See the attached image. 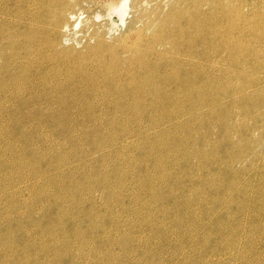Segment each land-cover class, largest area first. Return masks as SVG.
<instances>
[{
    "label": "rangeland",
    "instance_id": "rangeland-1",
    "mask_svg": "<svg viewBox=\"0 0 264 264\" xmlns=\"http://www.w3.org/2000/svg\"><path fill=\"white\" fill-rule=\"evenodd\" d=\"M120 1H70V5L78 15L72 19L69 35L67 33L65 38L63 37L64 44L66 48L72 47L77 56L87 57L88 55L89 64L87 65L92 62L91 65L96 67L98 62L105 58L106 61L111 62L115 53L123 61L129 58V54L121 48L122 39L128 31L124 26H120L121 22L117 14L107 16L108 6ZM134 1L128 0L129 12L126 19L128 22L134 20L136 29L143 28L145 33L149 30L146 35L152 36L155 33L153 31L158 29L159 18L169 12L180 0H142L143 2L135 7ZM227 1L188 0V7L184 6L187 7L184 11L186 16L191 17L194 5L199 2L201 6L206 5L204 6L206 12L220 5L222 11L230 13L232 7L244 5L245 13L251 14L254 21V26L248 27L245 40V46L248 49L245 48V56L239 58L238 54L234 55L238 64L234 67L224 54L217 55L215 60L217 67L210 70L212 72H202L198 79L194 78L197 85L190 86L193 87L190 91H188L189 88L179 89L175 96L173 94L175 90H172L163 94L167 98L160 102L155 97L154 100L148 97L147 93L149 100L138 102H68L66 106L56 104L52 107L47 103L21 105L13 100H9L10 103H8L7 99H0V264H27V262L28 264H43V262L44 264H72L71 261L73 264H90L92 260L95 263L91 264H264V37H262L264 36V0H229L228 4ZM74 4L77 6L75 7ZM97 15L101 17L97 19ZM149 19L151 22H147ZM136 37V34H132L126 40V44H134ZM89 40L93 41L92 44ZM176 42L177 44L180 42L178 44L180 45L184 41ZM189 42L191 40L187 39V43ZM110 47L114 49H112L114 54L111 53ZM203 47L206 49V46L200 43L193 44L196 52L203 51ZM250 48L253 50L250 51ZM97 51L99 54H96ZM261 51L263 52L260 55ZM201 59L195 60L205 63V60ZM253 71L256 73L252 74ZM223 72L226 75L222 74ZM192 76L195 77V75ZM207 77L210 78L207 80ZM251 82L253 84H250ZM243 83L248 86L242 85ZM217 85H220V88H217ZM162 91L160 92L163 93ZM177 95H180L179 99ZM173 97L177 100L172 101ZM232 97L233 100L238 98L234 100V104ZM89 103H92L91 106ZM41 108L42 111H40ZM48 109L49 112L46 111ZM65 119H68V122ZM65 123H67L66 126ZM112 127L114 129H111ZM170 127L171 129L167 130ZM84 132L86 137L83 136ZM69 138L70 141H68ZM64 143L67 145L65 146ZM32 156L33 159H31ZM34 159L42 164H37ZM97 172H100L101 176ZM70 187L71 190H69ZM154 189L155 192L152 191ZM13 205H16L15 208ZM147 213L149 215H146ZM42 241L45 242L42 243ZM56 242L58 245H54ZM88 252L91 254L89 255ZM64 253L66 255H63ZM60 255L63 258H60Z\"/></svg>",
    "mask_w": 264,
    "mask_h": 264
},
{
    "label": "bare ground",
    "instance_id": "bare-ground-1",
    "mask_svg": "<svg viewBox=\"0 0 264 264\" xmlns=\"http://www.w3.org/2000/svg\"><path fill=\"white\" fill-rule=\"evenodd\" d=\"M71 0H0V99L13 100L21 105L25 103L47 105H65L68 102H114V101H143L151 97L154 100L164 101L166 93L179 89H187L197 85L198 76L202 72L214 70L217 67L215 62L217 55L224 54L232 66L237 65L234 55L239 58L245 56V40L248 34V27H253L254 21L251 14L245 13V6L232 7L230 13L222 11L220 5H216L204 11L206 5H194L191 17H187L185 9L188 7V0H180L169 12L158 20V31H153L152 36H147L143 28L136 29V22H128L126 15L129 12L128 0H121L118 3L108 6L107 16L117 14L120 19V26H124L128 32L122 39L121 48L129 54L125 61L113 53L111 62L102 60L96 67L88 63L87 57L75 55L71 48H66L64 38L70 32L72 19L78 15L77 11L70 5ZM79 1V0H78ZM153 1V0H152ZM151 1V2H152ZM193 1V0H192ZM201 1V0H200ZM211 1V0H210ZM224 1V0H222ZM227 1V0H225ZM229 1V0H228ZM227 1V4H228ZM86 2V1H85ZM142 0H135L134 7L141 4ZM160 2V1H159ZM191 2V1H190ZM198 2V1H197ZM208 2V1H207ZM77 3V2H76ZM146 3V2H144ZM156 3V2H155ZM158 3V2H157ZM161 3V2H160ZM202 3V2H201ZM215 3V2H214ZM221 3V2H220ZM82 4V2H81ZM86 4V3H85ZM164 4V3H163ZM191 4V3H190ZM189 4V5H190ZM194 4V3H193ZM191 4V5H193ZM87 5V4H86ZM145 5V4H143ZM214 5V4H213ZM222 5V4H221ZM75 6V4H74ZM77 6V5H76ZM75 6V7H76ZM152 6V5H151ZM155 6V5H154ZM187 6V7H184ZM92 7V6H91ZM142 7V6H141ZM171 7V6H170ZM190 7V6H189ZM228 7V6H227ZM78 8V7H77ZM148 8V7H147ZM159 8V7H158ZM157 8V10H158ZM76 9V8H75ZM146 9V8H145ZM147 10V9H146ZM145 10V11H146ZM149 10V9H148ZM191 10V9H190ZM227 10V9H226ZM245 10V11H244ZM82 11V10H81ZM156 11V10H155ZM153 11V13L155 12ZM138 12V11H136ZM144 12V11H143ZM184 12V13H183ZM263 12V11H262ZM139 13V12H138ZM81 14V13H79ZM148 14V13H147ZM162 14V13H161ZM160 14V15H161ZM138 15V14H137ZM144 15V14H143ZM146 15V14H145ZM150 15V14H149ZM152 15V14H151ZM148 16V15H147ZM101 15H97L99 19ZM111 17V16H110ZM149 17V16H148ZM235 17V18H234ZM103 18V17H102ZM140 18V17H139ZM147 18V17H146ZM112 20L111 18H109ZM96 20V19H95ZM108 20V18H107ZM138 20V19H137ZM144 20V19H143ZM154 20V19H153ZM213 20L214 22H212ZM258 20V19H257ZM151 19L147 20V22ZM146 22V21H145ZM208 24H206V23ZM212 22V24H211ZM141 23V22H140ZM216 23V24H215ZM143 24V23H142ZM113 25H115L113 23ZM146 25V24H145ZM216 25H218L216 27ZM77 26V25H76ZM112 26V25H111ZM119 26V25H118ZM142 26V25H141ZM144 26V25H143ZM105 27V26H104ZM103 27V28H104ZM117 28V26H116ZM153 27H151L152 29ZM147 29V28H146ZM156 29V28H155ZM263 30V29H262ZM86 31V30H85ZM100 31V30H99ZM102 31V30H101ZM100 31V32H101ZM109 31V30H108ZM151 31V30H150ZM255 31V30H253ZM93 32V31H92ZM99 32V33H100ZM111 32V31H110ZM262 32V31H260ZM259 32V33H260ZM87 33V32H86ZM95 33V32H94ZM98 33V34H99ZM258 33V34H259ZM84 34V33H83ZM119 34V33H118ZM136 34V42L132 45L126 44V40ZM261 34V33H260ZM264 34V32H263ZM69 35V33H68ZM94 35V34H93ZM104 35V34H103ZM251 35V34H249ZM86 36V34H85ZM92 36V35H91ZM96 32V37H97ZM116 36V35H115ZM262 36V34H261ZM64 37V38H63ZM74 37V36H73ZM72 37V38H73ZM264 37V36H262ZM85 38V37H84ZM88 38V36H87ZM100 38V37H98ZM103 38V37H102ZM111 38V37H110ZM134 38V37H133ZM70 39V37H69ZM68 39V40H69ZM94 39V38H92ZM96 39V38H95ZM187 39L191 42L187 43ZM251 39V38H249ZM74 40V39H73ZM81 40V39H80ZM101 40V39H100ZM177 40H183L180 45ZM90 41V40H89ZM104 41V40H103ZM92 44L93 41H90ZM111 42V41H110ZM264 42V41H263ZM102 43V42H101ZM194 43L206 46L203 51L196 52ZM251 43V42H250ZM256 43V42H255ZM70 44V43H69ZM81 44V43H80ZM79 44V45H80ZM99 44V43H98ZM188 44V45H187ZM83 45V43H82ZM81 45V46H82ZM85 45V44H84ZM96 45V41H95ZM94 45V46H95ZM109 45V44H108ZM77 46V45H76ZM80 46V47H81ZM87 46V45H86ZM118 46V45H117ZM91 47V46H90ZM115 47V46H114ZM253 47V46H252ZM263 47V46H262ZM75 48V47H74ZM83 48V46H82ZM89 48V47H86ZM94 48V47H93ZM104 48V45H102ZM261 48V47H260ZM92 49V48H91ZM90 49V51H91ZM99 49V46H98ZM118 49V48H117ZM200 49V47H199ZM202 49V48H201ZM248 49V47L246 48ZM253 48H250L252 51ZM95 50V49H94ZM114 50V49H113ZM262 50V49H261ZM248 51V50H247ZM89 52V51H88ZM94 52V51H93ZM117 52V51H116ZM119 52V51H118ZM117 52V53H118ZM263 51L260 52V55ZM78 53V52H77ZM95 53V52H94ZM98 51L96 52V54ZM103 53V52H102ZM101 53V54H102ZM256 53V52H255ZM88 54V53H87ZM99 54V53H98ZM250 54V53H249ZM257 54V53H256ZM92 55V54H91ZM90 55V56H91ZM94 55V54H93ZM92 55V56H93ZM111 55V54H110ZM220 55V56H222ZM258 55V54H257ZM256 55V56H257ZM85 56V55H83ZM106 56V55H105ZM104 56V57H105ZM122 56V55H121ZM223 56V57H224ZM247 56V55H246ZM96 56H94L95 58ZM100 57V56H99ZM112 57V56H111ZM127 57V56H126ZM259 57V56H257ZM92 58V59H94ZM103 58V57H102ZM123 58V57H122ZM202 58L205 63L195 60ZM215 58V59H214ZM237 58V57H236ZM262 58V57H261ZM88 59V60H87ZM97 59V58H96ZM104 59V58H103ZM111 59V58H110ZM201 59V60H202ZM249 59V58H248ZM255 59V58H254ZM243 60V59H242ZM246 60V59H245ZM253 60V59H252ZM260 60V59H259ZM92 61V60H91ZM95 61V59H94ZM220 61V60H219ZM250 61V60H249ZM263 61V60H262ZM96 62V61H95ZM241 62V61H240ZM248 62V60H247ZM113 63V64H112ZM244 63V62H243ZM254 63V62H253ZM220 64V63H219ZM218 64V65H219ZM246 64V63H244ZM243 64V66H244ZM255 64V63H254ZM258 64V63H257ZM264 64V62H263ZM224 65V64H223ZM242 65V64H241ZM249 65V64H248ZM252 65V64H251ZM261 65V64H260ZM259 65V66H260ZM221 66V65H219ZM218 66V68H220ZM225 66V65H224ZM230 66V65H229ZM239 66V65H238ZM235 67V66H234ZM256 67V66H255ZM254 67V68H255ZM220 69H223L221 67ZM233 69V68H232ZM240 69V68H239ZM243 69V68H241ZM256 69V68H255ZM261 69V68H260ZM231 70V69H230ZM244 70V69H243ZM251 70V69H250ZM222 71V70H221ZM233 71V70H232ZM231 71V73H232ZM249 72V70H247ZM252 71V70H251ZM212 72V71H210ZM230 72V71H229ZM234 72V71H233ZM239 72V71H238ZM263 72V71H262ZM261 72V73H262ZM182 73V74H181ZM243 73V71L241 72ZM245 73V72H244ZM256 72L253 71L252 74ZM208 74V73H207ZM217 74V72H216ZM226 75L224 72L222 73ZM230 74V73H229ZM233 74V73H232ZM230 74V75H232ZM247 74V73H246ZM192 75H195L193 77ZM204 75V74H203ZM234 75V74H233ZM248 75V74H247ZM219 76V75H218ZM237 76V75H236ZM240 76V75H239ZM256 76V75H255ZM253 76V77H255ZM260 76V75H259ZM202 77V76H201ZM204 77V76H203ZM250 77V75H249ZM210 77H207V80ZM217 78V77H216ZM220 78V76H219ZM228 78V77H227ZM248 78V77H247ZM251 78V77H250ZM213 79V77H212ZM215 79V78H214ZM222 79V78H221ZM220 79V80H221ZM240 79V78H238ZM244 79V78H243ZM254 79V78H253ZM259 79V78H258ZM202 80V79H201ZM204 80V79H203ZM219 80V81H220ZM257 80V79H256ZM205 81V80H204ZM247 81V80H246ZM255 81V80H254ZM199 82V81H198ZM223 82V81H222ZM233 82V81H232ZM242 82V81H240ZM250 82V81H249ZM256 82V81H255ZM261 82V81H260ZM207 83H209L207 81ZM212 83V81H211ZM210 83V84H211ZM221 83V82H220ZM229 83V82H227ZM247 83V82H246ZM243 83L242 85L246 84ZM205 84V83H203ZM213 84V83H212ZM222 84V83H221ZM250 84H253L252 82ZM202 85V84H201ZM200 85V86H201ZM233 85V84H232ZM247 85V84H246ZM245 85V86H246ZM259 85V84H258ZM207 86V85H206ZM218 86V85H217ZM215 86V88L217 87ZM220 86V85H219ZM217 88H220V87ZM248 86V85H247ZM250 86V85H249ZM253 86V85H252ZM203 87V86H202ZM198 88V87H196ZM214 88V87H213ZM224 88V86L222 87ZM232 88V87H231ZM238 88V87H237ZM248 88V87H247ZM250 88V87H249ZM203 89V88H202ZM239 89V88H238ZM246 89V88H245ZM163 90V91H162ZM210 90V88H209ZM208 90V91H209ZM256 90V89H255ZM148 91V92H147ZM156 91V92H155ZM162 91L163 93H161ZM199 92V90H196ZM207 91V92H208ZM218 91V90H217ZM224 91V90H223ZM226 91V89H225ZM232 91V90H231ZM235 90H233L234 93ZM244 91V90H243ZM251 91V90H249ZM248 91V93H249ZM254 91V90H253ZM194 92V91H192ZM213 92V91H212ZM219 92V91H218ZM237 92V91H236ZM239 92V91H238ZM161 93V94H160ZM187 93V92H186ZM191 93V92H190ZM195 93V92H194ZM205 93V92H204ZM256 93V92H255ZM164 94V95H163ZM172 94V95H173ZM192 94V93H191ZM235 94V93H234ZM259 94V93H258ZM202 95V93H201ZM207 95V94H206ZM210 95V94H209ZM216 95V94H215ZM236 95V94H235ZM239 95V94H238ZM246 95V94H245ZM256 95V94H255ZM178 96V95H177ZM180 96V95H179ZM178 96V99H179ZM190 96V95H189ZM195 96V95H194ZM193 96V98H194ZM218 96V95H217ZM232 96V95H231ZM230 96V97H231ZM247 96V95H246ZM259 96V95H258ZM205 97V96H204ZM207 97V96H206ZM257 97V95L255 96ZM260 97V96H259ZM150 98V99H151ZM167 98V97H166ZM169 98V97H168ZM174 98V97H173ZM183 98V97H182ZM192 98V97H191ZM200 98V96H198ZM210 98V97H209ZM212 98V97H211ZM249 98V97H246ZM2 99V100H3ZM181 99V98H180ZM202 99V96H201ZM205 99V98H204ZM207 99V98H206ZM215 99V98H214ZM223 99V98H222ZM238 99V98H237ZM236 99V100H237ZM253 99V98H251ZM256 99V98H255ZM174 98L172 101H176ZM213 100V99H211ZM233 100V97L232 99ZM235 100V99H234ZM232 101V103L234 102ZM235 100V101H236ZM244 100V99H243ZM1 101V100H0ZM180 101V100H179ZM184 101V100H183ZM215 101V100H214ZM217 101V100H216ZM215 101V102H216ZM227 101V100H226ZM240 101V100H239ZM247 101V100H246ZM245 101V102H246ZM252 101V100H251ZM257 101V100H255ZM105 102V103H107ZM148 103L147 101H145ZM167 102V101H166ZM169 102V100H168ZM178 102V101H177ZM196 102V101H195ZM243 102V101H242ZM10 103V102H8ZM134 103V102H133ZM145 103V105H146ZM163 103V102H162ZM189 103V102H188ZM202 103V102H201ZM210 103V102H209ZM238 103V102H237ZM241 103V102H240ZM7 104V103H6ZM74 104V103H73ZM90 104V103H89ZM92 104V103H91ZM90 104V106H91ZM95 104V103H94ZM93 104V105H94ZM121 104V103H120ZM125 104V103H123ZM132 104V103H131ZM137 104V103H135ZM143 105V103H141ZM152 104V103H151ZM167 104V103H165ZM164 104V105H165ZM178 104V103H176ZM200 104V102H199ZM198 104V105H199ZM205 104V102H204ZM211 104V103H210ZM225 104V103H224ZM234 104V103H233ZM13 105V104H12ZM11 105V106H12ZM38 105V106H39ZM70 106V104H68ZM83 105V104H82ZM87 105V104H85ZM99 105V104H98ZM104 105V104H103ZM162 105V104H161ZM185 105V104H184ZM206 105V104H205ZM218 105V104H217ZM240 105V104H239ZM10 106V107H11ZM46 106V104H45ZM44 106V107H45ZM68 106V108H69ZM73 106V105H72ZM89 106V107H90ZM96 106V105H94ZM102 106V105H101ZM112 107L111 105H109ZM131 106V105H130ZM138 106V105H137ZM163 106V105H162ZM166 106V105H165ZM190 106V105H189ZM221 106V105H220ZM243 106V105H242ZM247 106V105H246ZM4 107V106H3ZM2 107V108H3ZM6 107V106H5ZM13 107V106H12ZM11 107V108H12ZM40 107V106H39ZM48 107V106H47ZM46 107V108H47ZM50 107V106H49ZM62 107V106H61ZM79 107V106H78ZM82 107V106H81ZM100 107V106H99ZM133 107V104H132ZM134 107H136L134 105ZM141 107V106H140ZM139 107V108H140ZM155 107V106H154ZM159 107V106H158ZM179 107V106H178ZM185 107V106H182ZM193 107V106H191ZM209 107V104H208ZM215 107V106H214ZM254 107V106H253ZM9 108V107H8ZM17 108V107H16ZM20 108V107H19ZM64 108V107H63ZM84 108V107H83ZM86 108V107H85ZM96 108V107H95ZM126 108V107H125ZM213 108V107H212ZM38 109V108H37ZM45 109V108H44ZM52 109V108H51ZM61 109V108H60ZM79 109V108H77ZM118 109V108H117ZM133 109V108H132ZM217 109V108H216ZM255 109V108H254ZM20 110V109H19ZM25 110V109H24ZM31 110V109H30ZM53 110V109H52ZM51 110V111H52ZM58 110V108H57ZM56 110V111H57ZM80 110V109H79ZM82 110V108H81ZM135 110V109H134ZM133 110V111H134ZM138 110V109H137ZM145 110V109H144ZM174 110V109H173ZM182 110V109H181ZM199 110V109H197ZM202 110V109H201ZM209 110V108H208ZM212 110V109H211ZM23 111V109H22ZM42 111V108L41 110ZM49 112V109L46 110ZM55 111V110H54ZM53 111V112H54ZM64 111V110H63ZM74 111V110H73ZM72 111V112H73ZM84 111V110H83ZM92 111V110H91ZM103 111V110H102ZM107 111V110H106ZM105 111V112H106ZM129 111V110H128ZM172 112V110H170ZM24 112V111H23ZM93 112V111H92ZM110 112V111H109ZM194 112V111H193ZM203 112V111H202ZM250 112V111H249ZM6 113V112H5ZM34 113V112H33ZM32 113V114H33ZM63 113V112H62ZM67 113V112H66ZM90 113V112H89ZM134 113V112H133ZM138 113V112H137ZM140 113V111H139ZM145 113V112H144ZM147 113V112H146ZM173 113V112H172ZM185 113V112H184ZM7 114V113H6ZM21 114V113H20ZM27 114V112H26ZM31 114V115H32ZM41 114V113H40ZM65 114V113H64ZM63 114V115H64ZM83 114V113H82ZM118 114V113H117ZM116 114V116H117ZM136 114V113H134ZM159 114V113H158ZM175 114V113H174ZM187 114V113H186ZM185 114V115H186ZM192 114V113H191ZM200 114V113H199ZM204 114V113H202ZM201 114V115H202ZM251 114V113H249ZM2 115V113H1ZM28 115V114H27ZM48 114H46L47 116ZM56 115V114H54ZM61 115V114H60ZM112 115V114H110ZM109 115V116H110ZM139 115V114H138ZM142 115V114H141ZM146 115V114H145ZM164 115V113H163ZM258 115V114H257ZM261 115V113H260ZM16 116V115H15ZM24 116V115H23ZM34 116V115H33ZM44 116V117H46ZM76 116V115H75ZM107 116V115H106ZM135 116V115H134ZM156 116V114H155ZM194 116V115H193ZM213 116V115H212ZM259 116V115H258ZM257 116V117H258ZM3 117V116H2ZM8 118V116H6ZM26 117V116H25ZM42 118V116L40 115ZM53 117V116H52ZM51 117V118H52ZM57 117V116H56ZM59 117V116H58ZM140 119V116H138ZM181 117V116H180ZM199 117V116H197ZM256 117V116H255ZM13 118V117H12ZM18 118V117H17ZM16 118V119H17ZM30 118V117H29ZM37 119V117H35ZM34 118V119H35ZM54 118V117H53ZM151 118V117H150ZM153 118V117H152ZM158 118V117H157ZM163 117L161 116V119ZM196 118V117H195ZM28 119V118H26ZM56 119V118H55ZM69 119V118H68ZM67 119V120H68ZM132 119V118H131ZM166 119V118H165ZM169 119V118H168ZM184 119V118H183ZM2 120V119H1ZM7 120V119H6ZM5 120V121H6ZM47 120V119H46ZM45 120V121H46ZM52 120V119H51ZM61 120V119H59ZM64 120V119H63ZM66 120V119H65ZM66 120V121H67ZM74 120V119H73ZM127 120V119H125ZM134 120V119H133ZM138 120V119H137ZM147 120V119H146ZM153 120V119H152ZM151 120V122H152ZM163 120V119H162ZM170 120V119H169ZM187 120V119H186ZM189 120V119H188ZM192 120V119H191ZM195 120V119H194ZM197 120V118H196ZM209 120V119H208ZM4 121V120H3ZM13 121V120H11ZM36 121V120H35ZM39 121V120H37ZM49 121V120H47ZM46 121V122H47ZM58 121V120H56ZM65 121V122H66ZM78 121V120H77ZM131 121V120H130ZM143 121V120H142ZM185 121V120H184ZM210 121V120H209ZM40 122V121H39ZM68 122V121H67ZM70 122V120H69ZM116 122V120H115ZM125 122V121H124ZM141 122V121H140ZM167 122V121H165ZM172 122V121H170ZM204 122V121H203ZM2 123V122H1ZM64 123V122H63ZM72 123V122H71ZM76 123V122H75ZM117 123V122H116ZM153 123V122H152ZM156 123V121H155ZM164 123V121H163ZM176 124V122H174ZM187 123V122H186ZM206 123V122H205ZM208 123V122H207ZM50 124V123H49ZM61 124V123H60ZM67 123H65L66 126ZM115 124V123H114ZM120 124V123H119ZM126 124V123H125ZM165 124V123H164ZM181 124V123H180ZM201 124V123H200ZM42 125V124H41ZM57 125V124H56ZM64 125V124H63ZM69 125V124H68ZM112 125V124H111ZM142 125V124H141ZM173 125V124H172ZM182 125V124H181ZM12 126V125H11ZM59 126V125H58ZM62 126V125H61ZM74 126V125H73ZM117 126V124H116ZM115 126V127H116ZM137 126V125H136ZM153 126V125H151ZM150 126V129H151ZM167 126V125H166ZM165 126V127H166ZM170 126V125H169ZM178 126V124H177ZM185 125H183L184 127ZM190 126V125H189ZM13 127V126H12ZM46 127V126H45ZM53 127V126H52ZM57 127V126H56ZM55 127V128H56ZM97 127V126H96ZM130 127V126H129ZM127 127V128H129ZM141 126H139V129ZM145 127V126H144ZM156 127V126H155ZM159 127V126H157ZM176 127V126H175ZM181 127V126H180ZM187 127V126H185ZM262 127V125H261ZM5 128V127H4ZM51 128V127H48ZM58 128V127H57ZM56 128V129H57ZM65 127H63L64 129ZM69 128V127H68ZM67 128V129H68ZM76 129V127L74 126ZM119 128V127H118ZM146 128V127H145ZM153 128V127H152ZM164 128V127H163ZM173 128V127H172ZM47 129V128H46ZM66 129V128H65ZM111 129H114L113 127ZM132 129V128H131ZM148 129V128H147ZM159 129V128H158ZM171 127L167 130H170ZM175 129V128H174ZM182 129V128H181ZM51 130V129H50ZM74 130V129H73ZM92 130V129H91ZM165 130V129H163ZM186 130V128H185ZM62 131V130H61ZM64 131V130H63ZM86 131V130H84ZM99 131V130H98ZM112 131V130H111ZM130 131V130H129ZM143 131V130H141ZM147 131V130H146ZM160 131V130H159ZM177 131V130H176ZM181 131V130H179ZM187 131V130H186ZM193 131V130H192ZM57 132V131H56ZM60 132V131H59ZM74 132V131H73ZM92 132V131H91ZM140 132V131H139ZM158 132V131H157ZM156 132V133H157ZM172 132V130H171ZM189 132V131H188ZM191 132V131H190ZM66 133V131H65ZM141 133V132H140ZM151 133V132H150ZM149 133V134H150ZM154 133V132H153ZM155 133V135H156ZM162 133V131H161ZM160 133V134H161ZM246 133V132H245ZM69 134V133H68ZM80 134V133H79ZM78 134V135H79ZM92 134V133H91ZM99 134V132H98ZM106 134V133H105ZM134 134V133H133ZM136 134V133H135ZM159 134V135H160ZM175 134V133H173ZM264 134V133H263ZM62 135V134H61ZM67 135V134H66ZM76 135V134H75ZM83 135V134H82ZM90 135V134H89ZM103 135V134H102ZM165 135V134H164ZM168 135V133H167ZM166 135V136H167ZM172 135V134H171ZM193 135V134H192ZM226 135V133H225ZM246 135V134H245ZM244 135V136H245ZM54 136V135H53ZM56 136V135H55ZM71 136V135H70ZM85 136V132L84 135ZM91 136V135H90ZM98 136V135H96ZM107 136V134H106ZM117 136V135H116ZM147 136V135H146ZM152 136V135H151ZM161 136V135H160ZM224 136V135H223ZM62 137V136H61ZM75 137V136H74ZM86 137V136H85ZM84 137V140H85ZM99 137V136H98ZM115 137V136H114ZM134 137V136H133ZM132 137V138H133ZM168 137V136H167ZM177 138V136L175 135ZM179 137V136H178ZM53 138V137H52ZM63 138V137H62ZM71 138V137H70ZM70 138L68 141H70ZM92 138V137H89ZM130 138V137H129ZM143 138V137H142ZM156 138V137H155ZM161 138V137H160ZM164 138V136H163ZM228 138V137H227ZM248 138V137H247ZM96 139V138H95ZM148 139V138H147ZM154 139V138H153ZM159 139V138H158ZM225 139V138H224ZM229 139V138H228ZM35 140V139H34ZM33 140V142H34ZM89 140V139H88ZM87 140V141H88ZM94 140V139H93ZM157 140V138H156ZM173 140V139H172ZM175 140V139H174ZM92 141V140H91ZM90 141V142H91ZM150 141V140H149ZM152 141V140H151ZM150 141V142H151ZM155 141V140H154ZM160 141V140H159ZM163 141V140H161ZM263 141V139H262ZM72 142V141H71ZM79 142V141H78ZM101 142V141H100ZM115 142V141H114ZM117 142V141H116ZM122 142V141H121ZM144 142V141H143ZM147 142V141H146ZM77 143V142H76ZM97 143V142H96ZM153 143V142H152ZM34 144V143H33ZM73 144V143H72ZM78 144V143H77ZM94 144V143H93ZM115 144V143H114ZM147 144V143H146ZM156 144V143H155ZM161 144V143H160ZM54 145V144H53ZM65 145V143H64ZM67 145V144H66ZM65 145V146H66ZM70 145V144H68ZM75 145V144H74ZM91 145V144H90ZM125 145V144H124ZM153 145V144H152ZM157 145V144H156ZM166 145V144H165ZM175 145V143H174ZM72 146V145H71ZM78 146V145H77ZM123 146V145H122ZM126 146V145H125ZM124 146V147H125ZM154 146V145H153ZM161 146V145H160ZM163 146V144H162ZM170 146V145H169ZM74 147V146H73ZM121 147V146H119ZM131 147V146H130ZM145 147V146H144ZM157 147V146H156ZM178 147V145H177ZM78 148V147H77ZM114 148V147H112ZM176 148V147H175ZM39 149V148H38ZM126 149V148H125ZM119 150V149H118ZM174 150V148H173ZM177 150V149H176ZM112 151V150H111ZM110 151V152H111ZM114 151V150H113ZM126 151V150H123ZM139 151V150H138ZM141 151V150H140ZM148 151V150H146ZM153 151V150H152ZM156 151V150H155ZM159 151V149H158ZM38 152V150H37ZM43 152V151H42ZM130 152V151H129ZM180 153L179 151H177ZM109 153V152H108ZM107 153V154H108ZM150 153V152H149ZM165 153V152H164ZM42 154V153H41ZM127 154V153H125ZM174 154V153H173ZM44 155V154H43ZM132 155V154H131ZM130 155V156H131ZM154 155V154H153ZM39 156V155H38ZM41 156V155H40ZM46 156V154L44 155ZM146 156V155H145ZM17 157V156H16ZM47 157V156H46ZM71 157V156H70ZM133 157V155H132ZM130 158V157H129ZM142 158V157H141ZM150 158V156H149ZM158 158V157H157ZM156 158V159H157ZM12 159V158H11ZM33 159V156L32 158ZM40 159V158H38ZM43 159V158H42ZM136 159V158H135ZM154 159V158H153ZM35 160V159H34ZM134 160V159H133ZM139 160V159H138ZM18 161V160H17ZM37 161V160H35ZM147 161V160H146ZM135 162V160L133 161ZM148 162V161H147ZM146 162V163H147ZM2 163V162H1ZM5 163V162H4ZM2 163V164H4ZM26 163V162H25ZM32 163V162H31ZM36 163V162H35ZM40 162L37 161V164ZM131 163V162H130ZM34 164V163H32ZM36 164V166H38ZM42 164V163H40ZM149 164V163H148ZM147 164V165H148ZM152 164V163H151ZM241 164V162L239 163ZM44 165V164H43ZM129 165V164H128ZM155 165V164H152ZM1 166V165H0ZM45 166V165H44ZM130 166V165H129ZM133 166V165H132ZM149 166V165H148ZM32 166H30L31 168ZM153 167V166H152ZM206 167V166H205ZM2 168V167H1ZM124 168V167H123ZM122 168V171H123ZM157 168V167H156ZM35 169V168H34ZM126 169V168H124ZM129 169V168H127ZM136 169V168H135ZM233 169V168H232ZM41 170V169H39ZM154 170V168H153ZM36 171V170H35ZM46 171V170H45ZM87 171V170H86ZM85 171V172H86ZM132 173V170H130ZM134 171V170H133ZM1 172V171H0ZM16 172V171H15ZM42 172V171H41ZM129 172V171H128ZM139 172V171H138ZM44 173V172H42ZM98 173V172H97ZM100 173V172H99ZM98 173V174H99ZM104 173V172H103ZM125 173V172H124ZM8 174V173H7ZM6 174V175H7ZM46 174V173H45ZM80 174V173H79ZM97 174V175H98ZM106 174V173H105ZM9 175V174H8ZM11 175V174H10ZM15 175V174H14ZM19 175V174H18ZM35 175V174H34ZM33 175V176H34ZM100 175V174H99ZM103 175V174H102ZM149 175V174H146ZM3 176V175H2ZM33 176H31L33 178ZM44 176V175H42ZM41 176V177H42ZM46 176V175H45ZM51 176V175H50ZM83 176V175H82ZM86 176V175H84ZM101 176V175H100ZM116 176V175H115ZM134 176V175H133ZM140 176V174L138 175ZM8 177V176H6ZM13 177V176H12ZM16 177V176H15ZM30 177V178H31ZM49 177V176H48ZM55 177V176H54ZM59 177V176H58ZM81 177V176H79ZM162 177V176H161ZM167 177V176H166ZM195 177V176H194ZM25 178V177H24ZM29 178V180H31ZM82 178V177H81ZM99 178V177H98ZM149 178V176H148ZM151 178V177H150ZM165 178V177H164ZM14 179V178H13ZM28 179V177H27ZM36 179V178H35ZM34 179V180H35ZM42 179V178H41ZM53 179V178H52ZM56 178H54L55 180ZM110 179V178H108ZM147 179V178H146ZM58 180V179H57ZM56 180V181H57ZM97 180V179H96ZM120 180V179H119ZM163 180V179H162ZM168 180V179H167ZM63 181V180H62ZM61 181V182H62ZM67 181V180H66ZM70 181V180H69ZM72 181V180H71ZM101 181V180H100ZM151 181V180H150ZM155 181V180H154ZM153 181V182H154ZM32 182V181H30ZM42 182V181H41ZM99 182V181H98ZM122 182V181H121ZM126 182V179H125ZM160 182V181H158ZM163 182V181H162ZM264 182V181H263ZM26 183V182H25ZM38 183V182H37ZM76 183V182H75ZM102 183V181H101ZM100 183V184H101ZM150 183V182H149ZM170 183V182H169ZM34 184V183H33ZM152 184V183H151ZM72 185V184H71ZM120 185V184H119ZM126 185V184H125ZM248 185V184H247ZM31 186V185H30ZM78 186V185H77ZM121 186V185H120ZM153 186V185H152ZM234 186V185H233ZM34 187V186H33ZM74 187V186H73ZM79 187V186H78ZM98 187V186H97ZM29 188V186H28ZM35 188V187H34ZM65 188V187H64ZM252 188V187H251ZM39 189V188H38ZM43 189V188H41ZM77 189V188H76ZM75 189V190H76ZM104 189V188H103ZM120 189V188H119ZM236 189V188H235ZM239 189V188H238ZM244 189V188H243ZM36 190V189H35ZM50 190V189H49ZM71 190V187L70 189ZM68 190V191H69ZM234 190V189H233ZM237 190V189H236ZM18 191V190H16ZM15 191V192H16ZM29 191V190H28ZM47 191V190H46ZM106 191V190H105ZM155 192V189L152 190ZM231 191V190H230ZM251 191V190H250ZM14 192V193H15ZM30 192V191H29ZM53 192V191H52ZM122 192V191H121ZM120 192V193H121ZM153 192V195H154ZM236 192V191H235ZM239 192V191H238ZM264 192V191H263ZM27 193V192H26ZM71 193V192H70ZM74 193V191L72 192ZM16 194V193H15ZM30 194V193H29ZM36 194V193H34ZM46 194V193H45ZM65 194V191H64ZM19 195V194H18ZM41 195V193H40ZM50 195V194H49ZM157 195V194H156ZM155 195V196H156ZM243 195V194H242ZM239 195V196H242ZM253 195V194H252ZM46 196V195H45ZM44 196V197H45ZM131 196V195H130ZM133 196V194H132ZM37 197V196H36ZM40 197V196H39ZM134 197V196H133ZM157 197V196H156ZM50 198V197H49ZM61 198V197H60ZM151 198V196H150ZM154 198V197H153ZM164 198V197H163ZM55 199V198H54ZM122 199V197H121ZM134 199V198H133ZM239 199V197H238ZM237 199V200H238ZM30 200V199H29ZM33 200V199H32ZM52 200V199H51ZM50 200V202H51ZM56 200V199H55ZM120 200V199H119ZM154 200V199H153ZM158 200V199H157ZM240 200V199H239ZM26 203L28 200H24ZM124 201V200H123ZM24 202V203H25ZM46 202V201H45ZM150 202V201H149ZM154 202V201H153ZM157 202V201H156ZM159 202V201H158ZM240 202V201H239ZM17 203V202H16ZM20 203V202H19ZM18 203V204H19ZM48 203V202H47ZM46 203V204H47ZM32 204V203H29ZM28 204V205H29ZM54 204V203H53ZM125 204V203H124ZM157 204V203H156ZM238 204V203H237ZM240 204V203H239ZM245 204V203H244ZM243 204V205H244ZM25 205V204H23ZM27 205V206H28ZM60 205V204H58ZM57 205V206H58ZM16 206V205H15ZM13 205V208H15ZM33 206V205H32ZM52 206V205H51ZM149 206V205H148ZM55 207V205H54ZM238 207V206H237ZM50 208V207H48ZM83 208V207H82ZM55 209V208H53ZM58 209V208H56ZM150 210V208H149ZM240 210V209H239ZM164 212V211H163ZM8 213V212H6ZM152 213V212H151ZM150 213V214H151ZM245 213V212H244ZM22 215V214H21ZM63 215V214H62ZM146 215H149L148 213ZM153 215V214H152ZM161 215V214H160ZM163 215V214H162ZM10 216V215H9ZM140 216V215H139ZM3 217V216H2ZM62 217V216H61ZM93 217V215H92ZM147 217V216H146ZM153 217V216H152ZM162 217V216H161ZM171 217V216H170ZM260 218V216H259ZM8 219V218H7ZM152 219V218H151ZM150 219V220H151ZM168 219V218H167ZM12 220V219H11ZM10 220V221H11ZM160 220V219H159ZM19 222V221H18ZM222 222V221H221ZM8 223V222H7ZM183 223V222H182ZM224 223V222H223ZM161 224V223H160ZM10 225V224H9ZM23 225V224H22ZM183 225V224H182ZM24 226V225H23ZM158 226V225H157ZM165 226V225H164ZM180 226V225H179ZM192 226V225H191ZM10 227V226H9ZM17 227V226H16ZM182 227V226H181ZM189 227V225H188ZM258 227V226H257ZM12 228V227H11ZM22 228V227H21ZM20 228V229H21ZM28 228V227H27ZM89 228V227H88ZM195 228V227H194ZM142 229V228H141ZM260 229V228H259ZM16 230V229H15ZM58 230V229H57ZM183 230V229H182ZM186 230V229H185ZM19 231V230H17ZM95 231V230H94ZM188 231V230H187ZM193 231V230H192ZM15 232V231H14ZM81 232V231H80ZM79 232V233H80ZM97 232V231H96ZM126 232V231H125ZM93 233V232H92ZM187 233V232H186ZM84 234V233H83ZM94 234V233H93ZM99 234V233H98ZM190 234V232H189ZM14 235V234H13ZM19 235V233H18ZM81 235V233H80ZM107 235V234H106ZM193 235V234H192ZM68 236V235H67ZM56 237V236H55ZM85 237V236H83ZM98 237V236H96ZM53 239V238H51ZM101 239V238H100ZM193 239V238H192ZM46 240V239H45ZM50 240V239H49ZM83 240V238H82ZM87 240V239H85ZM97 240V239H96ZM105 241V239H103ZM26 241V239H25ZM56 241V239H55ZM88 241V240H87ZM86 241V242H87ZM98 241V240H97ZM20 242V241H19ZM45 242V241H44ZM42 241V243H44ZM69 242V240L67 241ZM26 243V242H25ZM65 243V242H64ZM63 243V244H64ZM120 243V242H119ZM31 244V243H30ZM40 244V243H38ZM105 244V243H104ZM11 245V244H9ZM54 245H58L57 242ZM69 245V244H68ZM120 245V244H118ZM131 245V244H130ZM28 246V245H27ZM30 246V245H29ZM35 246V245H34ZM33 246V247H34ZM60 246V245H59ZM64 246V245H63ZM90 246V245H89ZM88 246V247H89ZM10 247V246H9ZM38 247V246H36ZM44 247V246H43ZM54 247V246H53ZM121 247V246H120ZM127 247V246H126ZM125 247V248H126ZM136 247V246H135ZM185 247V246H184ZM51 248V247H50ZM131 248V247H130ZM27 249V248H26ZM34 249V248H33ZM45 249V247H44ZM70 249V248H69ZM90 249V247H89ZM133 249V248H132ZM35 250V249H34ZM60 250V249H59ZM95 250V249H94ZM97 250V249H96ZM173 250V249H172ZM177 250V249H176ZM179 250V249H178ZM38 251V250H37ZM91 251V250H90ZM28 252V251H27ZM30 252V249H29ZM57 252V251H56ZM66 252V250L64 251ZM70 252V251H69ZM99 252V251H98ZM181 252V251H180ZM179 252V253H180ZM58 253V252H57ZM68 253V252H67ZM89 254V252H88ZM91 254V253H90ZM89 254V255H90ZM94 254V253H92ZM99 254V253H98ZM103 254V253H102ZM185 254V253H184ZM63 255H66L65 253ZM112 255V254H111ZM110 255V256H111ZM177 255V254H175ZM100 256V255H99ZM113 256V255H112ZM181 256V254H180ZM184 256V255H183ZM177 257V256H176ZM60 258H63L60 255ZM110 258V257H109ZM154 258V257H153ZM179 258V257H178ZM183 258V257H182ZM181 258V259H182ZM72 259V258H71ZM100 259V258H99ZM98 259V260H99ZM114 259V257H113ZM27 260V259H25ZM63 260V259H62ZM69 260V257H68ZM74 260V259H73ZM88 260V259H87ZM91 260V259H89ZM96 260V259H95ZM110 260V259H109ZM113 261V260H112ZM115 261V260H114ZM113 261V262H114ZM64 262V261H63ZM92 262H94L92 260ZM91 262V263H92ZM117 262V261H116ZM260 262V261H259ZM258 262V263H259ZM46 263V262H45ZM49 263V262H48ZM73 264V262L71 261ZM90 263V264H91ZM95 263V262H94ZM112 263V262H111ZM193 263V262H191ZM28 264V262H27ZM44 264V262H43ZM89 264V263H88ZM109 264V263H107ZM260 264V263H259Z\"/></svg>",
    "mask_w": 264,
    "mask_h": 264
}]
</instances>
